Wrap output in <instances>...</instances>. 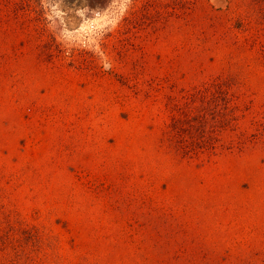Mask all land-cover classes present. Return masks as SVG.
Wrapping results in <instances>:
<instances>
[{
	"label": "rangeland",
	"instance_id": "obj_1",
	"mask_svg": "<svg viewBox=\"0 0 264 264\" xmlns=\"http://www.w3.org/2000/svg\"><path fill=\"white\" fill-rule=\"evenodd\" d=\"M256 251L264 0H0V264Z\"/></svg>",
	"mask_w": 264,
	"mask_h": 264
},
{
	"label": "trees",
	"instance_id": "obj_2",
	"mask_svg": "<svg viewBox=\"0 0 264 264\" xmlns=\"http://www.w3.org/2000/svg\"><path fill=\"white\" fill-rule=\"evenodd\" d=\"M213 148V147H212ZM192 156H199V153H194ZM225 264V263H222ZM226 264H232V263H226ZM239 264H264V252L256 251L253 252V258L247 259V261H244Z\"/></svg>",
	"mask_w": 264,
	"mask_h": 264
}]
</instances>
